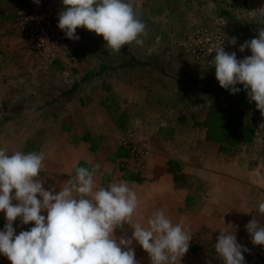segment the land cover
<instances>
[{
  "label": "crops",
  "instance_id": "1",
  "mask_svg": "<svg viewBox=\"0 0 264 264\" xmlns=\"http://www.w3.org/2000/svg\"><path fill=\"white\" fill-rule=\"evenodd\" d=\"M33 3L24 0L14 14H10V7L0 9V102L21 113L14 121L5 120V134H9L10 125L25 128L22 134L15 132L16 139L9 146L4 140L6 144L0 148L9 154L19 151L12 143L32 139L34 135L27 134L28 129L36 128L38 145H27L22 152L43 153L45 159L58 158L65 152L71 165L70 177L79 164L87 168L98 165L94 176L98 188L127 181L136 192L139 208L133 222L147 226L152 213L163 210L172 222L183 223L191 237L195 234L201 240L197 234L204 232L209 244L214 241L212 247L220 230L236 235L252 219L262 223L258 205L264 202V143L256 139L254 145V137L250 143L235 144L210 135L209 123L213 121L205 112L212 102L201 100L199 87L213 82L208 95L216 93V54L206 60L195 59L185 43V49L181 48L172 34L183 33L187 38L196 29L195 24L212 25L210 17L217 14L244 12L247 7L263 11V0H131L147 26L143 46L133 43L119 53L106 55L107 42L102 40L98 44L102 53L94 60L77 58L83 42L71 40L69 57L74 61L69 66L64 64L60 73L40 71L38 66L34 72L28 66L26 59L32 57L17 24V13ZM13 16L18 26L12 27L16 28L14 34L10 23ZM227 33L240 40L237 31ZM242 54L238 60L249 56L248 52ZM133 62L142 70H134L129 64ZM98 64L101 69L96 71ZM66 69L69 71L64 74ZM62 128L67 132L64 147L55 133ZM122 138L149 148L150 154L141 161L132 158L129 150L120 146ZM170 162L176 167L175 174L168 172ZM61 173L57 167H44L40 175L46 190L54 188V194L60 191L64 186L58 182ZM176 176L191 184H177ZM41 214L47 215L46 211ZM5 223V214L0 212V231ZM32 226L34 222L23 225L19 218L13 222L16 235ZM133 231L124 224L114 236L119 242L121 237L130 239ZM201 245L189 248L185 255L198 262L195 254L200 257L215 251L212 247L201 249ZM129 247L142 248L136 241ZM261 250L264 252V246ZM0 264L11 261L0 254ZM179 264L189 262L180 260Z\"/></svg>",
  "mask_w": 264,
  "mask_h": 264
},
{
  "label": "clouds",
  "instance_id": "2",
  "mask_svg": "<svg viewBox=\"0 0 264 264\" xmlns=\"http://www.w3.org/2000/svg\"><path fill=\"white\" fill-rule=\"evenodd\" d=\"M39 5L40 0H33ZM65 9L58 14V27L68 39L78 41L76 30L83 27L102 35L110 53H119L126 45L143 46L146 24L131 0H62ZM264 22V20H262ZM237 38L229 40L235 45ZM251 50V56L238 60L236 53L225 51L223 40L212 45L216 53L213 65L221 88L232 94L243 85L249 102L264 117V27L258 38L245 41L240 52ZM264 127V124L260 125ZM43 153L0 148V212L5 214L0 231V254L11 264H139L136 241L149 254L151 264H179L188 252L192 237L182 224H174L163 210L147 219V226L133 222L139 201L127 181L97 187L95 166L76 167L75 174L64 182L58 193L43 186ZM17 201V203H13ZM264 215V202L258 205ZM47 215H42V212ZM34 226L16 235L13 222ZM128 224L134 229L130 239L114 236ZM254 245H264V226L252 219L246 226ZM215 251L222 264H245L243 253L249 250L238 243L236 235L220 230ZM123 246V250H122Z\"/></svg>",
  "mask_w": 264,
  "mask_h": 264
},
{
  "label": "rangeland",
  "instance_id": "3",
  "mask_svg": "<svg viewBox=\"0 0 264 264\" xmlns=\"http://www.w3.org/2000/svg\"><path fill=\"white\" fill-rule=\"evenodd\" d=\"M17 1H19V3H17ZM24 0H13L10 2H6L5 4L0 3V9L1 7L5 8V7H10L9 12L10 14H14V11L16 10L17 7H20L22 5ZM45 2H47V4L51 5L54 9V12L57 13V16L60 12H62L65 9V6L62 4V0H44ZM43 1V2H44ZM263 5H264V0H263ZM264 8V7H263ZM246 11L241 12L238 11V13H232L229 12V15H223L221 16L220 14L211 16V20H213V24H195L194 27L198 28L200 26H206V27H211V28H215V29H220L219 27L222 26L224 32H231V31H237V34L240 36V40L244 38V42L254 39V38H258V33H259V28L264 27V22H262V20H264V9L262 10H258L256 8H245ZM232 13V14H230ZM219 15V16H218ZM225 20V22L222 20V18ZM209 18V19H210ZM228 20V21H227ZM11 29L13 31L14 34V30L16 31V28H14L13 30V26H17V24L15 23V17L13 16L11 18ZM55 23L58 25L59 21L58 18L55 20ZM213 26V27H212ZM193 26L191 25V28ZM251 33V37H248L247 35ZM76 35H78L80 37V41L83 42L82 46L80 47L77 51V58H81L82 56H86L87 58H91L94 60H97V56L99 53H102V51L100 50V48L98 47V44L104 40L102 35H97L94 32H90L88 30H86L83 27H79L76 30ZM174 39H177L180 47L184 48L183 43H185L186 45V36L183 35V33H179L178 35L172 34ZM234 36V35H233ZM236 37V36H234ZM237 40H239V37H236ZM239 40V41H240ZM241 42V41H240ZM187 48V47H186ZM176 50V49H173ZM172 51V50H171ZM179 51V49H178ZM249 53V56H251V50L250 49H245L243 54ZM172 53V52H171ZM170 53V54H171ZM2 51H0V57L2 55ZM125 54H127L125 52ZM106 55H113V53L109 54V51L106 53ZM240 55V54H239ZM238 55V56H239ZM3 56V55H2ZM31 56V55H30ZM32 58H27V63L29 64V68L31 71L36 72V66L40 67L39 70L40 71H47V72H56V73H60L62 72L63 69H65L64 64L66 66H68V62L66 61H62L63 63L59 62H54L52 64H43V63H39V61L37 62V59L33 56H31ZM134 70H142L140 69V67L138 66L137 62H133V63H129ZM100 64L97 65L96 71H99L101 69V67H99ZM112 65V64H111ZM116 65V64H115ZM113 65V66H115ZM1 63H0V71H1ZM78 70V69H77ZM95 70V68H94ZM64 83V82H63ZM213 85V82L211 83H204L202 85V87H199V93L201 96V100L203 102H212L211 103V107L210 110L205 112L206 116L208 114V119H211L213 122L215 123H219V122H223L227 120L226 114H224L223 112H220V108H226V109H230L233 110L235 112H238L242 115L243 120L245 123H248L255 131V144L256 145V141L258 140V142H260L261 144L264 143V127H261V124H264V117L261 116L260 111L256 108V104L254 101L249 102L248 99V95H247V91L242 90L239 93L236 94H232L229 90H225L223 88L220 87L219 83L215 84L216 87V93L214 94H209V90L208 88H210ZM239 86L242 85H237L236 87L239 88ZM203 96V97H202ZM2 100V97L0 96V101ZM6 102L4 103L2 101V103L0 102V147L4 144H6L4 142V140H8L10 145V142L16 139V137H14V134H16L15 132L17 131V133L22 134V130H24L25 128L23 126H16V125H10L8 127L9 130V134H5L7 133V127H6V119H9L10 121H14V119H17L19 117H21V113L16 111V110H9L8 107L5 106ZM8 121V120H7ZM213 122H210V128H212V124ZM61 129V128H60ZM55 133L60 137V140L62 141L63 144L62 147L65 146L64 144V140H65V136H66V131L65 128H62V130L56 132ZM27 134H31L34 135V137L32 139H29L28 141H25L24 143L21 142H14L13 148L18 149L19 151H22V148L27 146V145H31V146H36L37 141H36V128L33 127H29ZM229 139V138H228ZM257 139V140H256ZM230 140V139H229ZM120 146L122 148H126L129 150L130 152V148L127 144H125L124 142H122V139L120 140ZM231 141V140H230ZM228 141V142H230ZM232 142V141H231ZM134 144V143H133ZM230 144V143H228ZM236 144V143H235ZM253 146V144H252ZM252 146H250L249 148H251ZM258 146V144H257ZM238 147V146H237ZM235 147V148H237ZM248 151H250V149H248ZM132 158L133 154L130 152ZM150 154V153H149ZM58 158H53V159H45L44 160V165L45 167H57L58 168V172L62 171V173L58 176L59 178V183H63L66 182V179L70 178V169H71V165H70V161L69 159L66 157V153H61L58 154ZM147 157V156H146ZM145 157V159H146ZM142 159V158H141ZM141 161V160H138ZM63 175V177L61 176ZM175 182L177 184H181L184 185L186 183L191 184V181L184 178V177H178ZM250 217H252L250 215ZM260 219L262 220V223H260L261 226H264V215H260ZM174 224H176L177 222H173ZM183 225V223H180ZM247 224H244L243 230H237L236 233V238L238 243H240L242 246L246 247L249 251L243 253L244 257H245V264H264V252L261 250V247L264 245H254L252 243V238L250 236V234L247 232L246 230V226ZM124 227V226H123ZM193 235V234H192ZM197 235H199V237L201 236V240H199V238H195V234L193 235L191 241H190V246L189 248L193 249L196 246L200 247V243H202L201 245V249L204 250H208V247H212L214 244L213 242H210L209 244V239L207 237H205V233L204 232H200ZM212 248H215L212 247ZM200 249V248H199ZM212 251V250H211ZM197 254L194 255V259L198 258V262L196 260H192L189 259V257H187L186 255H184L181 258V261L185 262H189V264H222V260L219 258L218 254L216 253V251L212 252L211 254H200L199 256H196ZM135 257L136 260L139 262V264H151V260H150V256L149 254L143 249V248H137L135 250ZM187 257V258H186Z\"/></svg>",
  "mask_w": 264,
  "mask_h": 264
},
{
  "label": "built area",
  "instance_id": "4",
  "mask_svg": "<svg viewBox=\"0 0 264 264\" xmlns=\"http://www.w3.org/2000/svg\"><path fill=\"white\" fill-rule=\"evenodd\" d=\"M43 1L40 0L39 5L33 3L30 8L21 9L17 13V24L25 37L27 50L40 63L52 64L66 60L69 66L74 61L69 57L71 39H68L55 23L58 16L54 8ZM231 38L232 36L221 29L200 26L187 36L186 47L193 58L206 60L216 54L212 52V45L219 44L223 40L225 51L235 52L238 56L241 53L240 43L237 40L235 45H230ZM68 71L69 69H66L64 74ZM122 142L129 146L133 157L138 160H144L150 153L149 148L130 143L127 138H122Z\"/></svg>",
  "mask_w": 264,
  "mask_h": 264
},
{
  "label": "trees",
  "instance_id": "5",
  "mask_svg": "<svg viewBox=\"0 0 264 264\" xmlns=\"http://www.w3.org/2000/svg\"><path fill=\"white\" fill-rule=\"evenodd\" d=\"M239 88L241 91L244 90L243 85L239 86ZM220 112L226 114L227 120L219 123H211L212 128L210 135H213L214 137L216 136L220 141H224L226 138H229L232 143H250L253 141L255 131L248 123L244 122L240 113L226 108L221 109ZM78 167H86V165L79 164ZM174 168L176 167L170 162L168 172L175 174ZM89 169L92 170L93 168L90 167ZM175 178L177 179V176ZM133 180L136 179L134 178Z\"/></svg>",
  "mask_w": 264,
  "mask_h": 264
}]
</instances>
